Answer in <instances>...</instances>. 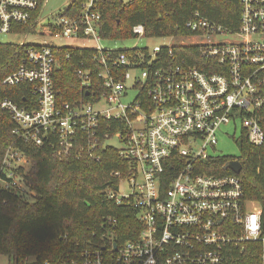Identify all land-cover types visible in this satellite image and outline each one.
Instances as JSON below:
<instances>
[{"label":"built area","instance_id":"built-area-1","mask_svg":"<svg viewBox=\"0 0 264 264\" xmlns=\"http://www.w3.org/2000/svg\"><path fill=\"white\" fill-rule=\"evenodd\" d=\"M97 1L86 0L79 15L57 16L46 25L48 36L98 42ZM238 2L237 30L198 13L185 23L193 44L181 46L197 47L196 55L177 60L173 46L124 49L134 50L130 55L92 49L99 84L93 81L95 67L76 70L85 96L93 95L91 102L71 105L59 99L53 84L56 46L28 49L20 67L0 82L30 86L26 107L0 101L22 143L46 148L58 161L85 163L100 162V150L114 149L126 164L125 172L109 173L116 181L107 197L135 211L136 236L118 245L116 220L104 221L100 243L76 245L57 264H104L107 245L117 264H264L259 205L244 197L239 174H207L202 165L219 157L214 155L218 137L229 136L222 128L232 125L234 134L239 123L236 143L262 148L264 168V0ZM37 9L38 0H0V33L13 34L12 26L31 22ZM40 18L41 12L36 24ZM132 35L145 37L144 26H133ZM129 91L136 94L124 104ZM28 164L24 153L9 148L1 162L0 189L33 197L23 177ZM124 183L128 195L119 192ZM23 264L50 263L34 258Z\"/></svg>","mask_w":264,"mask_h":264},{"label":"trees","instance_id":"trees-1","mask_svg":"<svg viewBox=\"0 0 264 264\" xmlns=\"http://www.w3.org/2000/svg\"><path fill=\"white\" fill-rule=\"evenodd\" d=\"M45 1L38 0V9L31 22L12 26L13 34L34 33L37 25L35 19ZM85 1L72 0L64 15H79ZM96 11L100 14L97 32L102 39L134 38L132 27L141 24L147 38L179 40L192 35L185 29V23L194 13L216 26L237 30L240 6L238 0H98ZM32 47L0 43V82L20 67L27 58L28 49ZM172 49L177 60L198 53L197 47L174 45ZM132 51H116L114 54L122 52L130 55ZM96 53L84 48H54L57 65L53 84L61 101L71 105L93 101V95L86 97L81 89L76 70L81 66L95 67L93 81L99 84V65L94 62ZM5 98L26 107V102L31 99L30 86L23 83L7 87L0 83V101ZM15 128L16 124L9 114L0 109V172L6 151L9 148L20 150L31 160V167L26 175L21 168L16 172L24 175L35 193L33 197H24L0 189V254L6 256L11 264H23L26 257L35 258L40 263L47 261L57 264L70 251H74L76 245L86 248L98 243L99 229L102 222L107 220H116L114 239L118 245L136 236L140 226L135 211L126 204L117 206L107 197L108 190L114 189L116 181L109 173L126 170V164L118 157L116 150H100V162L85 163L72 158L58 161L50 150L16 139L12 134ZM236 144L240 148V157L219 156L202 165L206 167L205 173L220 176L233 175L228 168L230 160L241 162L242 170L238 176L244 197L259 205L264 229L263 149L250 146L244 140ZM0 176L4 178L1 173ZM94 233L96 238L93 237ZM258 257L255 256L256 259ZM103 263L117 264L115 253L108 245L103 252Z\"/></svg>","mask_w":264,"mask_h":264},{"label":"rangeland","instance_id":"rangeland-1","mask_svg":"<svg viewBox=\"0 0 264 264\" xmlns=\"http://www.w3.org/2000/svg\"><path fill=\"white\" fill-rule=\"evenodd\" d=\"M72 0H46L41 11V21L37 24V27L33 34L18 35V34H2L0 33V43H12V44H25V45H51L56 47H68V48H91L95 49L100 46L104 49L110 50H124L131 48H147L149 51L155 46L168 47L174 45H192L193 40L189 38L171 39V38H129V39H102L95 42L93 39L77 40V39H60L51 38L48 36L47 24L54 20L57 16L61 15L69 6ZM136 91H129L128 96L123 99V103H129L135 96ZM223 130L229 131V136L224 134L219 135L218 144L214 155L220 157H240V148L236 144V139L240 136V125L237 123L236 131L233 134L232 125L225 126ZM234 135V136H232ZM232 136V137H231ZM109 144L116 145L115 141H109ZM31 165H26V171L29 172ZM120 194L128 195L131 190L127 183H124L120 188ZM24 259H29L28 257ZM9 259L0 254V264H11Z\"/></svg>","mask_w":264,"mask_h":264},{"label":"water","instance_id":"water-1","mask_svg":"<svg viewBox=\"0 0 264 264\" xmlns=\"http://www.w3.org/2000/svg\"><path fill=\"white\" fill-rule=\"evenodd\" d=\"M228 168L236 175L240 174L242 170V165L236 160L230 161L228 163Z\"/></svg>","mask_w":264,"mask_h":264}]
</instances>
